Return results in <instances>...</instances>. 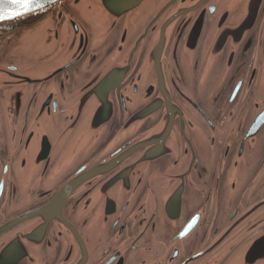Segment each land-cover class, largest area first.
<instances>
[{
	"label": "flooded vegetation",
	"instance_id": "obj_1",
	"mask_svg": "<svg viewBox=\"0 0 264 264\" xmlns=\"http://www.w3.org/2000/svg\"><path fill=\"white\" fill-rule=\"evenodd\" d=\"M231 2L244 4L142 0L115 15L61 0L0 23V264H230L243 252L240 264H264V205L250 211L264 201V136L239 169L232 137L246 75L264 65V0L248 25L224 16ZM214 29L236 37L216 46L219 68L235 59L213 98L201 63ZM120 71L113 112L92 129L91 102L78 112L76 99ZM172 109L168 137L158 127Z\"/></svg>",
	"mask_w": 264,
	"mask_h": 264
},
{
	"label": "water",
	"instance_id": "obj_2",
	"mask_svg": "<svg viewBox=\"0 0 264 264\" xmlns=\"http://www.w3.org/2000/svg\"><path fill=\"white\" fill-rule=\"evenodd\" d=\"M59 1L61 0H37V3L34 4L29 11L24 12L21 9H14L12 5L6 2V0H0V9H3L5 13L3 18H0V23L13 21L20 17L35 13L46 7L52 6L58 3ZM141 1L142 0H101V3L108 10L113 12V14L118 15V12H125L133 8V6H137ZM253 1L255 0H244V4H235L231 2V4L225 5L226 14H224V16L228 17L232 15V12L240 11L242 14V19L240 21L244 22V25H248L250 23L248 17H250L251 15H253V17L256 15L253 19V22H255L256 18L260 16L261 13L257 14V4H250V2ZM242 8H245V12L241 10ZM259 10L261 11V7H259ZM17 12H22L23 14L17 15ZM240 21H236V23ZM9 35L10 34H0V41L4 40ZM217 35V31L214 29L208 39L207 47L203 51L201 63V70L203 74V78L201 79V81H203L201 91H203L204 95H209L213 98L217 97L219 94L224 95L228 90L230 77H232L231 67L235 59L233 55H228L227 58L224 60V64L227 65L228 68L221 69L218 67L221 60V54L216 48L217 44L220 42V48H222V46L226 42L225 40H232L236 37V35L231 30H229L227 35ZM190 39L191 43L192 36ZM160 58V55H151L148 58L145 66L149 67L155 61L160 60ZM124 74V71H120V73L114 72V74L110 77L102 78L99 82H92L89 85V88L87 90H83L82 94L77 97L76 105L78 112H85L86 104H89L91 102V108H89L87 111L93 114L92 129H96L97 127H99V124L107 120L110 116V113L113 112L109 95L113 89L118 88L125 80ZM246 77L247 84L244 87L242 96L243 108L241 109L238 115V120L236 122L237 129L232 135V137L236 139L239 145V148L237 150L239 156L235 163L237 169L243 168L245 165V155L249 152L248 145L262 144V138L264 136L260 133H255V131H257L259 128L264 127V65L255 66V69H249ZM99 79L100 78H98V80ZM247 106L254 107V112L251 116L252 121L249 127L248 122L245 123V113ZM177 114L178 110L172 109L160 122L161 125L158 128L165 129V136L169 135L173 120L177 117ZM249 129H252V131H250ZM180 131L181 128L179 127L178 131L174 135H177L178 133H180ZM93 136L94 134H88L87 140L91 137L93 138ZM100 137L101 136H99V138ZM95 142L88 141L86 144L92 145L93 147L96 144ZM76 146L79 147L78 144ZM105 166L106 165H101L91 169L86 174L81 176L83 177L82 181L89 177L102 175ZM77 182L78 181H74L70 183L61 192V194L56 200H63L67 198L69 194L75 189ZM262 205H264V201L256 204L250 211L259 209ZM246 219L247 217L245 216L243 218L242 225L246 223ZM256 237L254 238V240L256 239ZM247 259L248 257H245V252H243L236 256L230 264L245 263Z\"/></svg>",
	"mask_w": 264,
	"mask_h": 264
},
{
	"label": "snow or ice",
	"instance_id": "obj_3",
	"mask_svg": "<svg viewBox=\"0 0 264 264\" xmlns=\"http://www.w3.org/2000/svg\"><path fill=\"white\" fill-rule=\"evenodd\" d=\"M6 2L12 5L14 9H21L24 12H27L37 3V0H6ZM21 14L23 13L17 12V15ZM4 15V10L0 9V18H3Z\"/></svg>",
	"mask_w": 264,
	"mask_h": 264
}]
</instances>
